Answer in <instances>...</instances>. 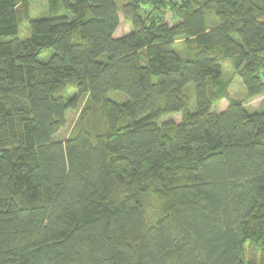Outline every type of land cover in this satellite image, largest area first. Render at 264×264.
<instances>
[{
  "label": "trees",
  "instance_id": "obj_1",
  "mask_svg": "<svg viewBox=\"0 0 264 264\" xmlns=\"http://www.w3.org/2000/svg\"><path fill=\"white\" fill-rule=\"evenodd\" d=\"M28 1L0 0V264H264V110L214 109L227 59L264 95V0Z\"/></svg>",
  "mask_w": 264,
  "mask_h": 264
},
{
  "label": "rangeland",
  "instance_id": "obj_2",
  "mask_svg": "<svg viewBox=\"0 0 264 264\" xmlns=\"http://www.w3.org/2000/svg\"><path fill=\"white\" fill-rule=\"evenodd\" d=\"M119 4L121 5L123 0H118ZM30 16L33 19L41 18L49 15V1L48 0H29L28 1ZM121 18V25L118 30V36L126 34L130 31L131 27L128 23L124 21L123 15L120 13ZM166 21L170 24L174 23V19L172 18L171 13H167ZM29 33V28L27 23H22L20 27V34L25 37ZM181 47V45H179ZM224 69V76L225 80L231 79L232 83L229 88V98L223 99L220 101L216 106L215 110L216 112L220 113L221 111L225 110L230 101L237 100L244 103L248 111L250 112H261L264 110V95L256 97V98H248L246 88L241 81V79L236 76L234 73L233 66L230 63V59H227L225 63L223 64ZM193 90V86L190 85L188 89L186 90V93L191 97V91ZM192 98V97H191ZM83 106V103L77 110L69 111L67 114V124L66 126L57 134L55 137L56 140L65 141L73 132V127L75 125V122L78 118L79 112L81 107ZM167 120H174L176 122L181 121V116L179 115H173L166 118ZM253 253H248L247 257H252Z\"/></svg>",
  "mask_w": 264,
  "mask_h": 264
}]
</instances>
